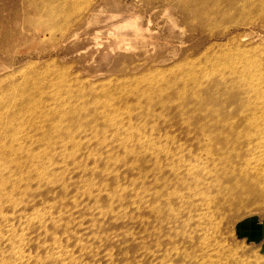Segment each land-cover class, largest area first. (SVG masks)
I'll list each match as a JSON object with an SVG mask.
<instances>
[{
    "label": "rangeland",
    "instance_id": "obj_1",
    "mask_svg": "<svg viewBox=\"0 0 264 264\" xmlns=\"http://www.w3.org/2000/svg\"><path fill=\"white\" fill-rule=\"evenodd\" d=\"M63 1L0 0V144L9 143L7 133L16 130L17 152L22 162L29 159L22 170L48 171L39 181L32 178L26 191L7 198L23 203L21 207L29 205L19 210L23 213L0 212V237L9 243L5 246L0 239V264H39L33 259L23 262L24 257L32 253L44 259L36 243L47 246L54 236L72 253V264H204L196 255L200 241L209 237L216 239L217 249L209 250L205 264H264V200L235 205L214 217V233L204 228L206 234H196L193 242L183 240V231L193 229L184 226L185 221L194 225L197 214L190 219L180 199L169 201L173 193H185L180 181L185 172L176 175L164 168L163 154L181 158L187 154L184 146L197 149L168 120H156L152 130L150 121L140 126L136 112L132 122L121 121L117 114L125 107L136 111L140 103L146 106V94L171 103L186 93L191 96L195 89L185 92L186 76L197 73L209 86L218 76L212 75L213 69L220 66L238 69L246 60L261 62L264 73V0H238L236 10L220 6L215 12L206 9L210 0H76L88 2L80 12L78 8L79 15L63 14ZM251 1L254 11L244 10ZM31 93L47 111L93 116L76 123L72 133L63 135L66 140L50 145L43 138L23 142L24 133L41 138L46 130L58 135V129L68 127L58 121V114L44 128L35 127L36 122L44 126L38 113L16 111L20 96H34ZM259 101L264 108V83ZM104 113L119 123L102 122ZM179 116L171 114V122H178ZM48 149L49 155L36 163L33 156ZM17 177L11 175L9 182L16 183ZM40 222L45 229L40 230ZM22 233L27 243L20 242Z\"/></svg>",
    "mask_w": 264,
    "mask_h": 264
},
{
    "label": "bare ground",
    "instance_id": "obj_2",
    "mask_svg": "<svg viewBox=\"0 0 264 264\" xmlns=\"http://www.w3.org/2000/svg\"><path fill=\"white\" fill-rule=\"evenodd\" d=\"M75 1L76 0H64L62 3H60L62 6L59 10H62V13L65 15H67L66 13H71V12L77 13V15H79V12L87 5L88 2L79 4V3H76ZM252 2L253 1L245 4L243 9L244 10L249 9L248 10L249 12L254 11L253 9L254 4H250ZM237 3H238V0H210L206 4V9L212 12H215L218 10L220 11V9H222L220 6H223L224 9L235 8L236 10L235 6ZM263 5H264V2H263ZM78 8H79V12H77ZM195 10L199 14L200 9L198 7H195ZM93 12L95 11L92 10L91 15ZM211 21L212 20H210V22ZM243 65L244 67H241L238 69H236L234 65H227L224 67L220 66V67L213 69L214 74L212 75L213 76L218 75V76L208 81V84H210L209 86H205L203 84V81L200 80L201 76L198 77L197 73L186 76V78L184 79L185 80L184 87L186 88L185 92H188L190 89L193 88L195 89V93L193 92L191 96L188 93H186L182 97H179L178 100L176 101L172 100V103L170 99H166L163 97H161L158 101H155L153 98L152 99L149 98L150 94H146L147 96L146 106H143L140 103L139 104L140 109H136V111L129 109L130 107H125L124 109L117 110V114L121 116V121L126 119L129 122H132V115L135 114L136 112L137 117L139 118L138 122L140 123V126L145 128L147 127L148 122L150 121L149 123H150V127L152 128V130L156 128V123H155L156 120L158 121L160 118L164 119L165 121L168 120L169 125L172 127L178 128L180 133L183 134V136H186L187 139H189L188 143H190V145L194 146L197 149V151H195V150H191L190 148L187 149L184 146L182 148V152L183 154L187 152V154H184V155L188 157H185L183 155V157L180 158L177 155L178 159H176L177 157L176 153H174V156L172 155L171 158L168 156V154H163L165 155V158L167 159V163L164 168L169 169V171H172L176 175H179L181 171L185 172V176L180 178L181 185L185 189V193H181V194L179 193L180 194L179 196L177 192L173 193V196H171L169 201L172 202L173 200L180 199L184 203L185 207L187 208V211H188L187 215L188 214L191 215V217H189L190 219L194 218L193 213L197 214L196 215L197 221L195 222L194 225L191 224L189 221H185L184 226L191 225L193 226V229L191 233L189 234L187 231L186 232L183 231V240L185 239L188 241L189 239V241L193 242L196 234L197 235L206 234L207 230H204V228L211 230L214 233L216 231V229L214 228L217 227L216 222H214V217L215 218L219 217L225 210L232 209L233 207H235V205L252 203L254 201H260L261 199L264 200V108H261V106H259L261 104L259 99L261 97L262 87L264 83L263 66L261 62L260 64L257 62L249 63V61L247 60H246V63H244ZM237 70L240 72H238ZM176 75H179V74L177 73ZM176 81H177V78L174 79V81H171V83L173 82L176 83ZM31 94H33L34 96L30 97L26 95L27 98H25L22 95L20 96V98L18 99L19 102L16 104V111L20 112V111L26 110L27 112H31L32 114L38 113L42 117V123L44 124V126L38 125V123L35 120H33L34 122H36V124H33L35 127L44 128L45 124L47 125V123H49V120L52 121L53 117L56 114L59 115L58 121L59 122L65 121L68 127L65 130L58 129L59 130L58 135H56V133L52 134L48 130H46L42 134L41 138H39L35 134L28 135L27 133H24L25 136L22 137L23 142H26V143L33 142V141L40 142V139L43 138V140L46 141L45 143L47 145H50V144H54L56 141L59 142V141L66 140L65 138H63V135L66 132L71 131L76 123L77 125H79L80 122L83 119H85L87 116H93V115L84 116L78 113H76L75 115H72V112L60 113L59 111H55V112L47 111L46 108L48 107L44 104V102L40 99V97L34 93H31ZM230 105H233L232 109L228 110V107ZM236 106H238L239 108H237ZM157 107H160V109H158ZM233 108L235 109V112L233 111L234 110ZM256 109L260 111L259 114ZM174 112L176 113L178 112L180 114L179 116L180 119L176 123H172L170 119V115L173 114ZM225 115H228V116L225 117ZM232 121H235V124L232 123V124L227 125L228 122H232ZM102 122H110L111 125L115 126V123L116 122L119 123V120L117 118H114V115L112 114L104 113ZM70 133H72V131ZM15 135H16V130L12 132L9 131L7 133V136H8L7 141H9V143L6 142L5 144H0V212L1 213H3L4 210L8 211L9 209H12L18 213L20 212L23 213L24 212L23 210L22 211H19V210L27 208L26 206L29 205V203H24L23 207H21L22 205L20 204H23V203L17 202L14 200H9L8 202L7 198L11 197L12 194L17 190L21 192L26 191L28 188V182L32 178H35V180L39 181L45 178L46 176H48V171H38L37 170V171H34L35 174H33L32 171L22 170L25 167V163H29V159L27 158L25 162L24 161L22 162V158L19 156V153L21 151L17 152V147L14 144ZM48 151L49 149L41 153V155L33 156V159L36 161V163L39 164L43 159L42 156L47 157V155H49ZM147 156H149V154ZM31 163H34V161L31 160ZM12 171H13V174H12ZM11 175L12 176L19 175V177H17L16 183L9 182ZM23 180L26 181V184L21 183ZM111 185H112V182H111ZM132 193H135V192H132ZM131 207L133 206H130V208ZM263 210H264V207H263ZM185 213L186 212H184V214ZM171 218L172 220L174 219L175 222L178 221V219L174 215ZM169 219L167 220L168 224H169ZM5 221H6V224H9L8 219H5ZM170 222H173V221H170ZM38 224H39L40 230L46 228L44 227V223L42 224V222H40ZM63 224H65V222ZM27 226L30 227L29 223ZM17 238L18 237H16V239ZM53 238H54L53 242L49 243L47 246L45 245V243L43 244L36 243L38 250H41V248L43 249L42 252H44V256H45L44 259L42 258V256L39 257L38 255H32V253H30L29 256L26 255V257H24L26 258V260H23V262L33 259V261L38 262L39 264L40 262L41 264H72L74 262L72 259L73 258L72 253H68L67 251H65V248L62 246L60 239H58L56 236H54ZM209 238L211 240H207L205 238L204 240L200 241L198 245L200 247V254L199 256L196 255L197 260L198 258H200L202 262H204V264L209 259L207 257V254L209 255V250L217 249L215 247L216 239L214 237H209ZM0 239H3L4 242L7 241L1 237ZM19 239L21 243L22 241H25V240L27 243V238L26 236H24L23 233L20 235ZM9 241L11 242V240ZM7 244L9 243H6L5 246ZM13 244L14 243H11L10 246L12 245L11 246L12 248H16V247H13ZM4 248L6 249V247H3V249ZM16 249L13 252H15ZM1 251L2 250H0V252ZM7 251H10V250H7ZM20 253L22 254L23 252H20ZM1 256H2V253H1ZM12 257H14L13 254H12ZM16 257H19V256H16ZM20 258H21V255H20ZM15 259L16 258H13L12 260H15ZM16 260H15V263H16ZM12 262L10 261V263ZM207 264H210V263H207Z\"/></svg>",
    "mask_w": 264,
    "mask_h": 264
}]
</instances>
